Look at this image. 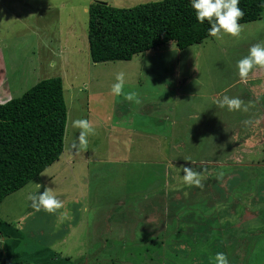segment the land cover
Here are the masks:
<instances>
[{"label": "rangeland", "instance_id": "1", "mask_svg": "<svg viewBox=\"0 0 264 264\" xmlns=\"http://www.w3.org/2000/svg\"><path fill=\"white\" fill-rule=\"evenodd\" d=\"M157 1L0 0V88L10 92L11 100L43 80L59 77L67 107L59 162L46 170L49 174L31 182L20 194L8 196L0 206V219L13 220L16 230L20 227L10 239L6 225L0 231L1 256L7 261L8 245L25 249L23 245L40 238L28 235L35 231L34 219L45 227L42 235L49 230L53 235L59 229L53 225L57 217L59 225L66 221L69 228L74 225L67 235L64 231L63 241H57V235L51 237L54 244L48 249L54 254L47 264H216L220 252L228 264H264V97L251 93L250 85L242 86L241 81L234 85L241 80L237 61L252 46L264 43V12L260 20L241 24L237 37H211L184 50L170 44L129 62H91L87 40L90 4L132 8ZM120 72L125 73V86L123 94L115 97L111 86ZM128 93H135L139 104L124 99ZM225 95L248 105L256 124L254 141L259 143L251 151L243 147V163L230 165L228 178L220 183L221 176L217 182L206 181L215 193L205 194L202 187L188 194V184L170 179L169 167L184 174L183 167L194 166L191 160H209L214 148L223 158L244 137L240 131H231L241 111L236 114L218 107ZM79 119L89 120L95 129V134L86 136V144L78 140L82 130L73 124ZM171 121L176 122V132H169ZM234 134L239 137L236 142L232 141ZM192 152L200 153L195 157ZM214 175L211 179L220 174ZM180 187L177 198H183L182 205L167 203L173 217L164 218V211L161 227H145L138 213L129 219V209L141 207L143 213V207H153V201L161 200L163 191L174 196ZM45 188L54 190L63 202L55 214L32 207L29 197ZM78 203L81 212L76 209ZM150 221L146 218L147 224ZM121 224H129V233L137 235L135 241L121 234L126 229ZM23 234L28 237L21 241ZM21 262L31 264L25 259Z\"/></svg>", "mask_w": 264, "mask_h": 264}, {"label": "trees", "instance_id": "2", "mask_svg": "<svg viewBox=\"0 0 264 264\" xmlns=\"http://www.w3.org/2000/svg\"><path fill=\"white\" fill-rule=\"evenodd\" d=\"M239 7L244 11L240 24L253 23L262 17L264 0H240ZM88 16L87 40L93 64L129 62L136 55L170 44H174L179 50H184L211 38L208 35V23L197 22L189 0H160L132 8H115L105 2H94L88 6ZM172 122L173 125L169 124L171 133L176 132L175 129L173 131L176 122L170 123ZM66 124L67 107L63 82L59 77L43 80L21 97L0 104V206L8 196L20 194L31 182L49 174V172L45 173L46 170H50L59 162L64 151ZM200 152L192 153L197 157ZM219 155L220 151L214 148L209 154V160L203 158V160H191L189 163L194 165L191 167L194 171L203 175L211 172L214 175L218 170V166L214 167V163L219 159L222 161L226 159ZM208 162L213 166L207 165ZM255 164L259 166L261 161H256ZM230 168L232 167H224L227 174L219 173L220 175L216 177L212 176L213 179L202 181V187L214 192V186L207 185L206 181L217 182L221 176L218 181L220 183L222 178L229 175ZM175 172L169 168V175L173 176L176 182L181 181L182 174ZM42 173H45L44 176H41ZM202 187L187 185L188 194L189 191L193 192L195 188L200 190ZM181 189L182 187L178 188L175 195ZM168 197L171 198V195ZM161 201H153V207L162 206L161 209L157 208L160 214L154 215L153 213L156 212L151 211L152 207H143L144 214L142 210L138 213L145 227L156 225L159 228L164 225L160 222L161 214L166 213L164 218L168 220L173 217L174 211H167L169 207H164L165 201ZM182 202L183 200L180 201V205ZM76 206L79 207L80 203ZM165 209L167 212L163 213ZM51 218L55 216L52 215ZM146 218L153 219L150 225L146 223ZM3 225L5 222L0 219V231ZM125 228L127 239L135 241L136 237L132 238L133 235L129 233L127 227ZM2 252L0 244V264H29L7 261L1 256Z\"/></svg>", "mask_w": 264, "mask_h": 264}, {"label": "clouds", "instance_id": "3", "mask_svg": "<svg viewBox=\"0 0 264 264\" xmlns=\"http://www.w3.org/2000/svg\"><path fill=\"white\" fill-rule=\"evenodd\" d=\"M191 8L195 12V18L200 24L208 23V35L219 37L228 35L237 37L241 33V19L244 17V11L239 7L240 0H189ZM238 75L241 80H247L249 74L256 70H264V43H259L249 49L248 55L237 61ZM125 73L120 72L116 75L115 83L111 86V94L120 97L123 94L125 86ZM128 101L135 100L139 104V99L135 93L124 95ZM218 107L227 108L228 111H248V105L238 97H229L225 95L222 100L218 101ZM74 126L79 127L82 131L78 137L81 143H87L86 136L95 134V129L87 119H79L73 122ZM246 126L252 125V120H245ZM184 175L182 180L188 185L202 187V173L194 171L191 167H183ZM41 176H44L42 173ZM40 188V185H38ZM32 207L39 212L43 209L49 214H55L64 207L63 202L59 200L55 191L49 188L35 195H31ZM216 264H228L227 257L224 253H217L215 256Z\"/></svg>", "mask_w": 264, "mask_h": 264}, {"label": "crops", "instance_id": "4", "mask_svg": "<svg viewBox=\"0 0 264 264\" xmlns=\"http://www.w3.org/2000/svg\"><path fill=\"white\" fill-rule=\"evenodd\" d=\"M2 65H3V63L0 62V81H1V79L3 77L2 70H1ZM238 81H241V85L242 86L245 84V86L247 88H248V85H250L251 93H252V90H253V92H256V96L264 97V93H262V92H264V70H256V71H254V72L249 74V77L247 78L246 81L245 80H236V83L234 85L240 84V82H238ZM253 82H256V84H257L255 87H252L253 86L252 85ZM2 86L4 87V85H2ZM230 87H232V85H230ZM9 93L10 92L7 91L5 88H0V104H3V103H5V102H7L9 100V98H10L9 97ZM238 112L239 111H236V114H238ZM241 114H242V117L239 118L237 116V119H236L237 120V124H236L235 127H233V129H231V131L236 133V134L240 131V133H242L244 135V137L241 138V143L239 145L229 147L231 150L229 151V153H226V155H225L226 159L225 160L222 161L221 159H219L217 162L214 163V167L218 166L217 167V169H218L217 172L220 173V174H222V173H226L227 174L228 173L224 169V167H226V166L243 163V161L241 159V157L244 155L243 147H245V149H249L251 151L254 148V144L255 143H259L258 140H256V142L254 141V137H253V135H254L253 133L254 132L252 133V130L255 128L256 124H255V120H252V118H251L250 110L248 109L247 112H242L241 111ZM245 120H252L254 122V124L246 126L244 124ZM170 124L173 125V122L170 123ZM174 126H173V131L175 129ZM263 126H264V118H263L262 123H261V130L262 131H263V129H262ZM248 132H249V134H248ZM221 140H222V138H220V141ZM238 140H239V137H236L235 134H234V137H233L232 141L236 142ZM221 142L223 143L224 141H221ZM169 147H172V146H169ZM255 148H256V146H255ZM233 153H237L238 156H234ZM245 156H247L246 153H245ZM230 167H232V166H230ZM236 170L237 169H235L233 172L237 173ZM168 175H169V171H168ZM183 175L184 174H182L181 176H183ZM228 177H229V175L227 176V178ZM170 179L174 180L173 176L170 177ZM208 179L209 180L211 179V172L208 173V174H205V175L202 174V181L208 180ZM38 185H39V183L36 184V187ZM210 191L211 190L208 189V190H206L203 193L206 194V193H208ZM211 193H212V191H211ZM168 195H170L168 193V190L163 191L162 194H161V196H163V199H161L162 200L161 202L165 201L164 202V206H166L168 208L169 206L167 205V203L169 201L170 202L171 201L176 202L177 205H180V201H182V200H181V198H177V194L175 195V192H174V196L171 195V198H169ZM174 197L177 200H175ZM121 202H122V200H121ZM156 203H157V201H156ZM117 207H119V206H117ZM81 209H82V205L80 203V206L77 207V211L81 212ZM83 209H85V208H83ZM11 210H12V207L9 208L10 213H11ZM141 210H142L141 207H136V208L133 207V209H129L128 210V212L130 213L129 217H131L132 219L133 218L135 219L136 218V214H132V213H140ZM152 210L155 211V212H158L156 207H152L151 211ZM167 211H170V207H169V209ZM167 211L165 209V212H167ZM68 212L72 213L69 210H68ZM7 215L9 217H11L9 214H7ZM29 215H31V214L29 213ZM132 215H134V216H132ZM43 216H44V213H43ZM72 219H74L73 218V214L71 216V220ZM250 219L255 220L254 217H252ZM150 220L152 221L153 219L150 218ZM20 221H21L20 219L17 220V226L19 225ZM151 221H150V224H151ZM53 222H54L53 223L54 228L56 227V225L59 226L58 232L56 234H53V235H57V241H59V242H60V240L63 241V238H64V234L63 233H64V231H65V235H67L68 232H69V229L73 228L74 224L70 228H69V226L66 225L67 223H69L68 221H66L65 225H63V224L59 225V220H58L57 217H56V220L53 221ZM27 223H28V225H30L29 222H27ZM27 223H25V224H27ZM85 223H87V218H86ZM85 223L80 221L79 222L80 227L84 228L83 226L85 225ZM76 224H77V222H76ZM5 225H6L5 233L8 234L7 237L9 239H10V237L12 235L16 234L18 232L17 230L20 228V227L17 228V230L15 228H13V225H14V221L13 220H11L10 222H5ZM32 225H36L35 231L33 232L32 235L31 234H28V235H30V237H32V236L35 237L34 235L38 234L40 236V238L37 239V240H35V238H33V241H31L29 244L23 245V247H26L25 249H23L22 247L15 248V246H13V245H8L7 246L8 250L6 252V255L9 256L8 261H13L14 263H18V262H21L22 259H25V260H30L31 264H35V263L36 264H40V262L43 263V264H47L49 261H51V255L54 254V253H52L51 250L48 249V247H49L50 244H54V243H52V240H50L53 235L49 232L50 230L45 235H42V233L45 232V230H44L45 227H42L41 224L36 223V219L33 220ZM123 226H125V225H123ZM3 227H4V225L2 226V228ZM74 227L77 228V225L74 226ZM125 227H127V226H125ZM121 234H123V235L125 234V238L128 237L124 231L121 232ZM20 235L22 236L21 233H20ZM28 235L27 234H23V237H22L21 241L25 240V237L27 238ZM134 236L137 237V235L135 233H134ZM134 236L132 238H134ZM45 240L48 241V242H44ZM1 241H2V239H0V243H1ZM26 249H29V252H27Z\"/></svg>", "mask_w": 264, "mask_h": 264}]
</instances>
